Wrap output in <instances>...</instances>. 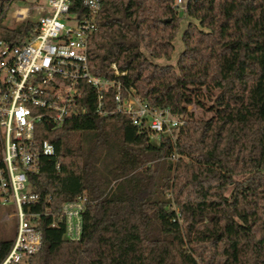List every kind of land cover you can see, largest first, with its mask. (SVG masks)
I'll use <instances>...</instances> for the list:
<instances>
[{"label":"trees","instance_id":"obj_1","mask_svg":"<svg viewBox=\"0 0 264 264\" xmlns=\"http://www.w3.org/2000/svg\"><path fill=\"white\" fill-rule=\"evenodd\" d=\"M12 1L0 0V40L16 45L36 23L4 25ZM175 2L102 0L88 56L94 75L186 116L176 142L154 144L126 115H98L90 86L85 115L41 123L37 135L57 156L28 173L40 197L31 211L47 215L42 247L25 264H264V0H188L196 22L177 68L153 61L174 52ZM81 195L83 234L71 241L61 210ZM12 241L0 240V263Z\"/></svg>","mask_w":264,"mask_h":264},{"label":"built area","instance_id":"obj_2","mask_svg":"<svg viewBox=\"0 0 264 264\" xmlns=\"http://www.w3.org/2000/svg\"><path fill=\"white\" fill-rule=\"evenodd\" d=\"M181 4L182 0H176L178 11ZM102 7V0L31 1L13 12V18L23 22L36 10L30 37L16 45L0 40V204L12 206L10 217H16L11 247L0 264H25L42 247L38 221L47 213L31 211L40 197L31 188L28 173L38 172L41 157H56L57 151L49 140L38 137V126L46 122L55 128L85 115L87 86L94 90L98 115H126L151 140L165 137L175 143L186 124V116L174 115L169 108L150 107L120 79L91 72L89 43L98 31ZM182 8L186 10V6ZM112 67L115 76L125 74L116 64ZM87 202V195H81L64 203L60 218L65 239H81Z\"/></svg>","mask_w":264,"mask_h":264},{"label":"rangeland","instance_id":"obj_3","mask_svg":"<svg viewBox=\"0 0 264 264\" xmlns=\"http://www.w3.org/2000/svg\"><path fill=\"white\" fill-rule=\"evenodd\" d=\"M31 1L36 0H14L12 1L9 6L7 7V10L5 12V17L3 19V24L8 27H16L21 22L17 21L13 18V12L15 9L23 6H29L31 4ZM44 0H40V2H43ZM188 0H182L181 8L179 10V15L182 17L181 26L179 28V31L175 37L174 45L175 49L170 59L168 58H159L154 59L153 61L159 65H172L175 68H177L178 59L181 54V52L184 49L183 42H182V34L187 27L188 23L190 21H194L190 19L184 12L182 7H185L187 5ZM176 3V2H175ZM175 6V4H174ZM37 17L36 10H31L30 17L28 19L34 20ZM244 56V54H243ZM189 110L194 111L197 115H202L204 112L198 108L195 104H192L189 106ZM209 115V114H207ZM154 144H158L159 141L157 139L152 140ZM2 158V149L0 144V159ZM13 207L12 206H4L0 204V240H9L14 237V231H15V225H16V217H10L11 213H13Z\"/></svg>","mask_w":264,"mask_h":264},{"label":"water","instance_id":"obj_4","mask_svg":"<svg viewBox=\"0 0 264 264\" xmlns=\"http://www.w3.org/2000/svg\"><path fill=\"white\" fill-rule=\"evenodd\" d=\"M50 128H53V125H49Z\"/></svg>","mask_w":264,"mask_h":264}]
</instances>
